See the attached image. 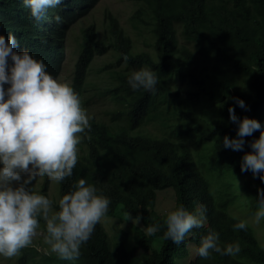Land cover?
<instances>
[{"label":"trees","instance_id":"obj_1","mask_svg":"<svg viewBox=\"0 0 264 264\" xmlns=\"http://www.w3.org/2000/svg\"><path fill=\"white\" fill-rule=\"evenodd\" d=\"M98 1L62 0L47 10L46 19L36 22L21 0H0V34L7 38L14 33L20 42L16 51L27 49L43 59L47 71L58 79L68 32ZM131 2L133 36L111 13L104 14L102 33L93 23L80 29L70 85L79 93L82 106L108 99L114 108L104 114L106 120L91 119L90 138L77 146L73 175L57 184V191L60 198L74 181L85 178L110 198L106 217L120 212L127 219V212L133 216L139 212L142 228L135 230V246L127 249L124 238H110L99 222L75 261L61 260L31 245L22 248L12 264H135L141 255L142 264H264V245L248 225L233 229L239 219L227 213L225 199L215 201L193 156L206 157L210 171L251 173L240 171V161L251 151L250 143L260 130L246 136L243 149L237 151L224 148L223 137L236 136L229 106L238 118H255L264 129V0ZM57 14L60 22L54 19ZM105 55L109 59L90 83L94 59ZM142 67L159 77L155 94L133 91L127 83L131 72ZM236 97L247 107L236 105ZM149 126L156 133L147 132ZM194 142L200 152L191 147ZM48 183L42 177L38 192L48 196ZM258 187L264 188V182L257 176L240 190L251 212L257 207ZM165 190L174 194L171 210L180 204L193 210L200 203L207 209L206 224L194 228L179 245L161 238L163 228L146 234L148 226L162 224L166 218L167 212L158 214L155 209L158 193ZM40 225L45 230L43 220ZM209 228L219 232L222 244L239 241L240 253L199 257L195 248Z\"/></svg>","mask_w":264,"mask_h":264},{"label":"clouds","instance_id":"obj_2","mask_svg":"<svg viewBox=\"0 0 264 264\" xmlns=\"http://www.w3.org/2000/svg\"><path fill=\"white\" fill-rule=\"evenodd\" d=\"M36 21L46 19L49 8L62 0H21ZM54 19L60 22L57 14ZM20 42L14 33L7 38L0 34V257L18 256L22 248L33 243L40 221H44V242L59 259L75 261L81 248L92 236L96 225L106 217L111 200L85 178H79L58 201L33 191L38 177L60 184L73 175L78 160V145L90 138L91 117L82 106L78 92L67 82H60L48 71L43 59L27 49L16 51ZM124 60L128 57L125 55ZM131 90L155 94L159 77L154 70L142 67L127 77ZM235 104L246 108L245 101L234 98ZM229 119L237 124L236 136L223 137V147L242 150L245 137L260 130L258 138L245 152L240 171H250L264 182V129L250 117L238 118L234 107H228ZM254 222L264 219V188H257ZM206 206L198 204L189 210L183 204L168 211L163 223L146 228L151 236L163 228L162 239L179 245L194 228L207 222ZM127 220L139 224L142 215L129 211ZM234 230L246 229L244 219L232 225ZM241 251L239 241L222 244L220 235L209 228L195 248L196 254L210 258L212 253L235 256Z\"/></svg>","mask_w":264,"mask_h":264},{"label":"rangeland","instance_id":"obj_3","mask_svg":"<svg viewBox=\"0 0 264 264\" xmlns=\"http://www.w3.org/2000/svg\"><path fill=\"white\" fill-rule=\"evenodd\" d=\"M133 3L131 0H99L94 10L88 14L86 18L79 21L72 26L71 30L68 32V36L64 42V61L62 72L58 77L60 82H67L70 84L74 63L79 50V37L80 29L83 26L89 24H95L98 28V32L102 33L103 30V18L105 13H111L115 16L126 31L133 36L130 30L129 18L133 11ZM140 48L142 47L141 41H136ZM110 54V53H109ZM109 56L96 57L91 65L89 82L93 83L97 77L96 73L99 68L109 59ZM91 89V88H90ZM88 92H91L88 90ZM89 116L94 119H104L106 117L104 114L106 112L113 110L114 106L110 104L108 99H97L96 101H91L85 106H83ZM149 133H156L153 126L146 128ZM194 151H201L198 149V145L195 142L191 145ZM194 159L197 163V167L201 174L208 181L211 193L215 201H219L221 198L227 201V207L225 208L227 213L236 218L244 219L247 225L253 230V233L261 246L264 245V225L262 221L257 224L254 222L253 213L251 212L249 201L246 196L240 192L243 184L253 181L254 177L251 173L240 174L235 171H210L207 169L206 157H202L204 160L200 159L196 153H193ZM241 163V161H240ZM42 183V177H38L31 185L32 190L38 192ZM254 183V182H253ZM58 187L55 182L49 181L47 187V194L54 201H58ZM236 192V195L234 194ZM174 204V194L172 190H165L158 193L156 212L158 214L168 213L172 209ZM103 228L108 232L110 238H124L125 246L127 249H133L134 243V233L136 229L142 228L141 221L139 224H133L131 220L124 219L120 212H117L113 218L105 217L100 221ZM45 230L42 225L38 230V234L33 237L32 246H36L41 251L49 252L48 245L44 242ZM31 246V245H30ZM16 257L12 258H2L0 257V264H12L16 260ZM144 256L136 258L135 264H142Z\"/></svg>","mask_w":264,"mask_h":264}]
</instances>
